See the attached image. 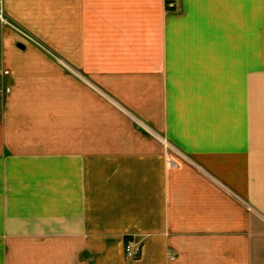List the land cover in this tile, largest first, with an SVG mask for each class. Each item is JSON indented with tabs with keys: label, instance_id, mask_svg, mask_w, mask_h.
Here are the masks:
<instances>
[{
	"label": "crops",
	"instance_id": "obj_1",
	"mask_svg": "<svg viewBox=\"0 0 264 264\" xmlns=\"http://www.w3.org/2000/svg\"><path fill=\"white\" fill-rule=\"evenodd\" d=\"M2 2L0 264H264V0Z\"/></svg>",
	"mask_w": 264,
	"mask_h": 264
},
{
	"label": "built area",
	"instance_id": "obj_2",
	"mask_svg": "<svg viewBox=\"0 0 264 264\" xmlns=\"http://www.w3.org/2000/svg\"><path fill=\"white\" fill-rule=\"evenodd\" d=\"M1 2L2 0H0V17L5 21V23L11 26H14V24L10 22L9 20H7V17H5L6 15L4 13L3 6H2L3 4ZM167 7L168 9H174L176 7V4L174 2H168ZM25 35L26 37H29L27 34ZM139 252H140V246H138L137 243L134 242V240H129L126 244V253L128 257L135 258Z\"/></svg>",
	"mask_w": 264,
	"mask_h": 264
},
{
	"label": "rangeland",
	"instance_id": "obj_3",
	"mask_svg": "<svg viewBox=\"0 0 264 264\" xmlns=\"http://www.w3.org/2000/svg\"><path fill=\"white\" fill-rule=\"evenodd\" d=\"M2 4H3V2H1ZM3 6V5H2ZM3 10H4V13H5V17H7V20H9L10 22H12L13 24H14V26H11V25H9V24H7V23H5V21L0 17V23L1 24H3V25H5V26H9V27H12L13 29H15V30H17L18 32H20L22 35H24L25 37H26V35L25 34H27L29 37H27L29 40H31V41H34V43H38L39 45H42V44H40V42L36 39V38H34L33 36H31L30 34H28L27 32H26V30H24V29H22V28H20L19 26H17L8 16H7V13H6V11H5V9H4V6H3ZM16 27V28H15ZM137 245L138 246H140V244L139 243H137Z\"/></svg>",
	"mask_w": 264,
	"mask_h": 264
},
{
	"label": "water",
	"instance_id": "obj_4",
	"mask_svg": "<svg viewBox=\"0 0 264 264\" xmlns=\"http://www.w3.org/2000/svg\"><path fill=\"white\" fill-rule=\"evenodd\" d=\"M19 46L23 47V45H21V44Z\"/></svg>",
	"mask_w": 264,
	"mask_h": 264
}]
</instances>
